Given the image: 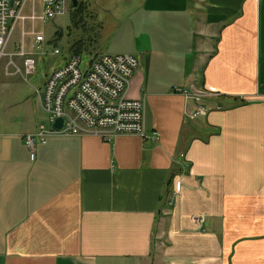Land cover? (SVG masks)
<instances>
[{
	"label": "crops",
	"instance_id": "0c3cea01",
	"mask_svg": "<svg viewBox=\"0 0 264 264\" xmlns=\"http://www.w3.org/2000/svg\"><path fill=\"white\" fill-rule=\"evenodd\" d=\"M109 29L159 139L53 135L32 104L0 125V264H264V0H137Z\"/></svg>",
	"mask_w": 264,
	"mask_h": 264
},
{
	"label": "built area",
	"instance_id": "2783aa9c",
	"mask_svg": "<svg viewBox=\"0 0 264 264\" xmlns=\"http://www.w3.org/2000/svg\"><path fill=\"white\" fill-rule=\"evenodd\" d=\"M69 2L0 0V64L6 61V75H19L27 82V77L35 71L36 62L34 55L25 50L24 41L31 39L33 46L39 50L45 39L37 31L38 24L67 13ZM51 54L60 55V50L55 49ZM137 68L138 60L133 55L101 54L83 68L78 54L69 55L63 66L47 76L43 93L35 90L42 109L50 116V122L62 118L60 130H51L50 133L62 136L97 135L107 142L117 135H135L142 140L158 141L157 132L146 135L143 99L133 100L126 96ZM172 92L195 103L205 97L216 96L215 93L188 92L178 87ZM207 112L208 109L200 105L189 117L206 116ZM45 135L46 132L40 129L36 134L25 135L24 143L33 150L35 136L44 143ZM194 222L200 228L203 218L197 217Z\"/></svg>",
	"mask_w": 264,
	"mask_h": 264
},
{
	"label": "rangeland",
	"instance_id": "374dc122",
	"mask_svg": "<svg viewBox=\"0 0 264 264\" xmlns=\"http://www.w3.org/2000/svg\"><path fill=\"white\" fill-rule=\"evenodd\" d=\"M136 3L137 0H78L77 5L81 4V7L84 8L83 22H85L86 28H93L94 26L97 30L98 27H101L100 30L98 29L97 39H95L94 33L92 39L94 37L95 40L89 41L90 56L84 53L80 56L82 68L88 63L92 55L99 56L103 54L102 51H106L108 36L104 41L103 32L109 35L112 22L114 20L117 23L121 22L129 15ZM70 5L69 2L67 13L38 24L37 31L45 39L39 50L33 46L31 39L28 38L24 41L25 50L34 55L36 62L35 71L27 77V82L19 75H6L4 71L6 61L0 64V125L3 128H10L13 131L19 128L25 120L29 104L33 105L32 109L35 110V113L37 112L42 125L47 129L51 128L50 116L40 106L35 90L43 93L42 88L46 77L63 62L64 57L68 54L66 51L68 40L72 41L74 39L73 34L78 33L71 29L72 37L69 39L67 37L70 26ZM55 32H59L60 36L53 42L56 39ZM92 33L93 30L90 34ZM55 49L60 50V55L51 54Z\"/></svg>",
	"mask_w": 264,
	"mask_h": 264
},
{
	"label": "trees",
	"instance_id": "16d2710c",
	"mask_svg": "<svg viewBox=\"0 0 264 264\" xmlns=\"http://www.w3.org/2000/svg\"><path fill=\"white\" fill-rule=\"evenodd\" d=\"M70 10H71L69 13L70 26L68 28L69 32L67 34V37H68V39L72 37V33H70L71 29L72 30L74 29L78 33L73 34L74 39L72 41L68 40V42L66 44L67 45L66 51L69 55L78 54L79 56H81L84 53V54H87L90 56V51L88 50L89 41H93V40L97 39L98 32H99L101 27H98L97 30L94 28V26H93V28H91V27L86 28L85 22H83L84 8L81 7V4L77 5L76 8H71V5H70ZM92 30H93V33L90 34ZM94 33H95V39H94V37L92 39V35H94ZM59 36H60L59 32H55V38L56 39L53 42H55ZM69 42H70V44H69ZM97 57L98 56L92 55V57L89 59L88 63L85 64L83 67L88 66Z\"/></svg>",
	"mask_w": 264,
	"mask_h": 264
},
{
	"label": "water",
	"instance_id": "95a60500",
	"mask_svg": "<svg viewBox=\"0 0 264 264\" xmlns=\"http://www.w3.org/2000/svg\"><path fill=\"white\" fill-rule=\"evenodd\" d=\"M77 2L78 0H70V4L72 6V8H76L77 7ZM62 118L58 117L54 120V122L51 124V129L52 130H60V128L62 127Z\"/></svg>",
	"mask_w": 264,
	"mask_h": 264
}]
</instances>
